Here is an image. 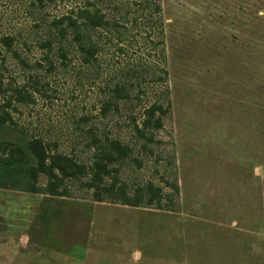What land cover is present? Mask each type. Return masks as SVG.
<instances>
[{"label": "rangeland", "instance_id": "1", "mask_svg": "<svg viewBox=\"0 0 264 264\" xmlns=\"http://www.w3.org/2000/svg\"><path fill=\"white\" fill-rule=\"evenodd\" d=\"M91 1L109 24L88 32L97 61L64 69L51 54L46 75L35 62L49 23L85 0H0V40L14 37L31 66L0 44L4 85L48 83L7 109L16 126L0 140L40 138L87 167L94 138L130 149L99 191L89 174L53 181L54 195L42 174L6 180L0 264H264V0ZM110 99L117 111L102 117ZM152 104L167 114L141 136Z\"/></svg>", "mask_w": 264, "mask_h": 264}, {"label": "trees", "instance_id": "2", "mask_svg": "<svg viewBox=\"0 0 264 264\" xmlns=\"http://www.w3.org/2000/svg\"><path fill=\"white\" fill-rule=\"evenodd\" d=\"M55 2L56 0H48ZM101 3L105 0H96ZM91 0H85L83 6L71 8L59 17H54L48 25V34L45 36L39 49L45 54L41 62H35V67L43 69L46 75L56 70V66L51 58L54 54L59 61L60 67L67 69L74 61H78L79 67L90 65L97 61V54L100 49L97 42L89 36V31L108 29V21L104 15L96 8ZM15 38L4 36L0 44L7 53H13V58L20 61L21 66L27 70L31 66L26 61H21L20 56L13 52ZM28 82L22 86H17L13 80L4 85L0 72V128L6 123L15 125L7 109L16 111L17 106L34 104L33 93H42L48 83L41 84L40 78L28 74ZM123 89L115 85L112 93L119 99V93ZM44 95V94H42ZM111 110L117 111V106L112 100L102 104L100 115L105 117ZM167 114V110L159 104H152L144 110L141 127L135 126L137 134L143 136V132H155L162 128V119ZM87 121V118H83ZM95 148L93 161L90 167L79 163L75 158L55 153L50 154L48 146L40 138H22L16 142L0 140V186L6 181L13 182V188L24 187L28 179L36 180L42 174L48 177L51 186L50 194L54 195L56 184L53 181L63 182L66 179H77L89 174L90 179L85 184L87 188L99 191L96 183H101L103 177L109 174L107 166L110 163L121 161L128 155L130 149L122 145L117 140H111L107 136L100 139H93ZM21 180V182L19 181ZM151 188V186H149ZM30 192H35L34 187H29ZM97 195V194H96Z\"/></svg>", "mask_w": 264, "mask_h": 264}]
</instances>
